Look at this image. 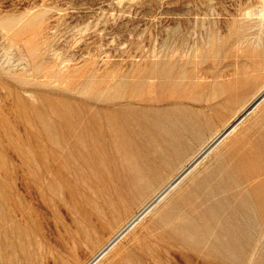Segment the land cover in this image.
I'll use <instances>...</instances> for the list:
<instances>
[{
	"label": "rangeland",
	"instance_id": "1",
	"mask_svg": "<svg viewBox=\"0 0 264 264\" xmlns=\"http://www.w3.org/2000/svg\"><path fill=\"white\" fill-rule=\"evenodd\" d=\"M263 14L264 0H0V264L90 260L264 88ZM261 102L94 264H264ZM148 163L75 244L98 187Z\"/></svg>",
	"mask_w": 264,
	"mask_h": 264
},
{
	"label": "bare ground",
	"instance_id": "2",
	"mask_svg": "<svg viewBox=\"0 0 264 264\" xmlns=\"http://www.w3.org/2000/svg\"><path fill=\"white\" fill-rule=\"evenodd\" d=\"M32 53H35V51H32L31 54ZM263 99L264 88L260 90L257 94H255V97L251 100V102L247 106L243 107L242 111L237 114L234 119L226 123L223 129L217 131L215 135L212 134L213 136L210 139L208 138L209 140L207 142H204V144L201 145V147L195 153L193 152L194 154L191 153L192 155L183 164H181L178 169L174 171L168 181L166 180V184L156 189L153 193V196L149 197L148 199H145L146 201L144 200L145 202L141 205L139 210H137L133 214L131 213L129 216L125 217L122 221H120V223H118L116 227L113 228L112 233L92 255L90 260L86 261L84 264H94L99 259H101V257L105 256L127 231H129L133 227H136L135 225L141 220L143 216H145L147 213H150V211L156 205H158L165 197L168 196L167 194L171 190H175V188L179 186V184L192 172L193 169H195V167H197L198 164H200L201 160L205 158V156L208 155L215 146H217L229 135H231V133H233V131L237 129V126L242 123L243 119L249 113H253V110L259 105V103ZM58 140L59 139H56L54 142L59 143ZM34 156L42 161L44 160L42 153H36L34 154ZM151 171L152 166L148 163L144 167H140L139 169H137V172L135 174H124L117 180L113 181V184H102L100 187H98V196L100 199L98 201L93 202V204H90V206L82 208L81 210L83 221L81 225L77 228L76 235L74 238L75 244L89 239L91 237V234L95 231V225L99 223H104L105 220L108 219L111 215L117 213V211L120 209V206L127 199V196L130 195V192H133L135 191V189L139 188V185L146 180L145 174L147 172L150 173ZM45 264H55V262L51 259L47 260Z\"/></svg>",
	"mask_w": 264,
	"mask_h": 264
}]
</instances>
